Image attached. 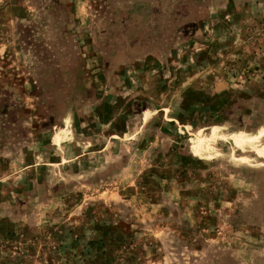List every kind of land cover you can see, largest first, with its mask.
I'll return each instance as SVG.
<instances>
[{
	"label": "rangeland",
	"instance_id": "1",
	"mask_svg": "<svg viewBox=\"0 0 264 264\" xmlns=\"http://www.w3.org/2000/svg\"><path fill=\"white\" fill-rule=\"evenodd\" d=\"M0 264H264V0H0Z\"/></svg>",
	"mask_w": 264,
	"mask_h": 264
},
{
	"label": "bare ground",
	"instance_id": "2",
	"mask_svg": "<svg viewBox=\"0 0 264 264\" xmlns=\"http://www.w3.org/2000/svg\"><path fill=\"white\" fill-rule=\"evenodd\" d=\"M199 144H200V142L197 143V148H198V150H200V145H199ZM205 146H206V145H205Z\"/></svg>",
	"mask_w": 264,
	"mask_h": 264
}]
</instances>
